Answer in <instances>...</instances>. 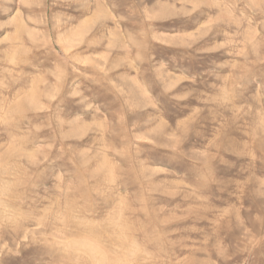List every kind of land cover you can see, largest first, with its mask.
<instances>
[{
  "label": "rangeland",
  "instance_id": "rangeland-1",
  "mask_svg": "<svg viewBox=\"0 0 264 264\" xmlns=\"http://www.w3.org/2000/svg\"><path fill=\"white\" fill-rule=\"evenodd\" d=\"M0 264H264V0H0Z\"/></svg>",
  "mask_w": 264,
  "mask_h": 264
}]
</instances>
